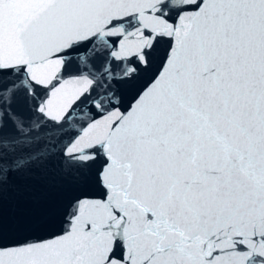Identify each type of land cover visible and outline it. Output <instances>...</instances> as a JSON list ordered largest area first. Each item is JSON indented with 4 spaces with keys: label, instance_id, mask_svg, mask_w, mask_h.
I'll use <instances>...</instances> for the list:
<instances>
[{
    "label": "snow or ice",
    "instance_id": "snow-or-ice-1",
    "mask_svg": "<svg viewBox=\"0 0 264 264\" xmlns=\"http://www.w3.org/2000/svg\"><path fill=\"white\" fill-rule=\"evenodd\" d=\"M0 264H264V0H0Z\"/></svg>",
    "mask_w": 264,
    "mask_h": 264
}]
</instances>
